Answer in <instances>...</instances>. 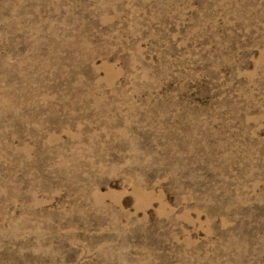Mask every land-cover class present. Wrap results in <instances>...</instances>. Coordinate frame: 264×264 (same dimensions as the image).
<instances>
[{
    "label": "rangeland",
    "instance_id": "obj_1",
    "mask_svg": "<svg viewBox=\"0 0 264 264\" xmlns=\"http://www.w3.org/2000/svg\"><path fill=\"white\" fill-rule=\"evenodd\" d=\"M0 264H264V0H0Z\"/></svg>",
    "mask_w": 264,
    "mask_h": 264
}]
</instances>
